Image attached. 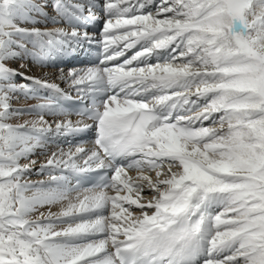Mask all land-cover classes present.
<instances>
[{
    "label": "snow or ice",
    "instance_id": "1",
    "mask_svg": "<svg viewBox=\"0 0 264 264\" xmlns=\"http://www.w3.org/2000/svg\"><path fill=\"white\" fill-rule=\"evenodd\" d=\"M0 264H264V0H0Z\"/></svg>",
    "mask_w": 264,
    "mask_h": 264
},
{
    "label": "bare ground",
    "instance_id": "2",
    "mask_svg": "<svg viewBox=\"0 0 264 264\" xmlns=\"http://www.w3.org/2000/svg\"><path fill=\"white\" fill-rule=\"evenodd\" d=\"M14 67L16 66V65H13ZM47 70V69H46ZM38 72H39V69H37V68H33V70H32V72L31 73H29V74H38ZM23 101V99L21 98L18 102H16V101H14V104H18V105H22V102ZM34 101H32V103H33ZM22 118V117H21ZM30 118V117H29ZM29 118H27V119H29ZM74 119V118H73ZM22 122V121H21ZM35 158V157H34ZM42 159V158H41ZM29 179H31V180H40V179H44V177H42V176H39V175H36V174H32L31 176H29L28 177ZM54 211L56 210V209H53Z\"/></svg>",
    "mask_w": 264,
    "mask_h": 264
},
{
    "label": "rangeland",
    "instance_id": "3",
    "mask_svg": "<svg viewBox=\"0 0 264 264\" xmlns=\"http://www.w3.org/2000/svg\"><path fill=\"white\" fill-rule=\"evenodd\" d=\"M22 99H23V98H22ZM22 102H23L22 104H25V103H32L31 100L25 101L24 99H23ZM27 118H29V117H28V116H23L22 118H20V121H22L23 119H27Z\"/></svg>",
    "mask_w": 264,
    "mask_h": 264
}]
</instances>
